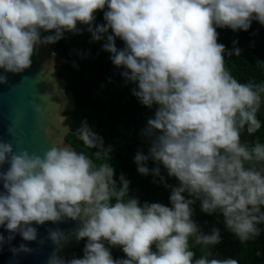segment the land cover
Listing matches in <instances>:
<instances>
[{"label":"clouds","instance_id":"9594fccd","mask_svg":"<svg viewBox=\"0 0 264 264\" xmlns=\"http://www.w3.org/2000/svg\"><path fill=\"white\" fill-rule=\"evenodd\" d=\"M101 11L104 23L97 24ZM253 21L264 26V0H0V84L7 73L30 69L41 45L86 26L92 42L106 41L102 50L135 85L132 95L155 108L141 130L148 153L137 151L133 160L139 174L159 177L170 189L168 205L141 203L110 161L97 165L68 146L43 155L16 152L0 139V228L8 233L0 232V250L16 236L43 245L37 226L73 221L83 255L66 260L54 250L47 264H239L196 258L190 238L209 249L222 242L218 227L205 233L193 219L196 201L203 213L222 215L242 244L262 232L264 143H242L241 134L254 136L262 127L264 83H241L227 70L225 54L240 57L242 49H227L217 31L248 32ZM34 110L43 114L40 105ZM74 134L97 160L114 151L86 119ZM149 160L157 166L150 169ZM161 166L177 185L167 183ZM47 231L56 249L69 240L59 227ZM113 248L124 256L114 258ZM9 250L17 256L33 248Z\"/></svg>","mask_w":264,"mask_h":264},{"label":"trees","instance_id":"16d2710c","mask_svg":"<svg viewBox=\"0 0 264 264\" xmlns=\"http://www.w3.org/2000/svg\"><path fill=\"white\" fill-rule=\"evenodd\" d=\"M107 10V9H105ZM104 13H96V23H104ZM82 34L66 33L65 38L52 45L60 57H66L61 73L67 79L76 99V109L71 114V123L74 133L83 120H87L93 130L104 138L105 146L111 145L112 155L103 160H97L94 150L86 148L73 133L69 143L77 152L88 155L95 164L110 161L115 167L117 179L123 173L131 181V195L139 197L141 203L160 202L169 204L170 189L160 182L159 177L144 176L137 172L134 155L137 151L148 153L149 143L141 136V130L146 126L148 118L154 115L155 108L148 109L142 106L132 95L134 84L126 83L122 77L123 69L117 68L110 60V53L102 50L106 41L92 42L91 34L86 26L79 25ZM219 42L231 50L235 47L242 49L240 57H228L225 54L227 70L241 83H264V26L253 21L248 32H233L230 29H220ZM47 35V33H44ZM238 41V44L234 43ZM118 48L124 47V42L117 39ZM78 67H74L73 64ZM262 127L254 136L241 134V142L249 144L259 140L264 143V104L258 113ZM157 165L149 160L148 167ZM161 174L169 185H177L175 178L167 177L166 170L161 166ZM193 219L205 233H210L214 227L221 230L222 242L212 248L196 245L194 238H190L191 250L195 251L196 258L208 256L219 259L235 258L239 264H264V224L260 225L261 235L242 244L224 226L223 217L219 213L207 215L200 209V202L193 205ZM84 243L72 254L82 256ZM114 258H121L124 253L119 248L112 249ZM211 253V255H209ZM72 258V257H71Z\"/></svg>","mask_w":264,"mask_h":264},{"label":"water","instance_id":"95a60500","mask_svg":"<svg viewBox=\"0 0 264 264\" xmlns=\"http://www.w3.org/2000/svg\"><path fill=\"white\" fill-rule=\"evenodd\" d=\"M32 60L30 69L18 74L7 73V83L0 84V139L11 142L16 152L27 150L43 155L54 145L75 150L68 138L74 133L70 117L76 109V99L61 73L67 59L60 57L52 45H41ZM34 105H40L43 114L37 113ZM61 115L66 119L61 120ZM7 167L5 165L4 169ZM37 227L39 238L45 243L26 242L16 236L11 245L6 244L0 250V264H47L54 250L68 260L84 243L74 238V230L79 227L77 222L47 223ZM56 227L63 229L69 238L59 249L47 239V230ZM0 232L8 235L3 228ZM21 243H28L33 251L14 256L10 247H18Z\"/></svg>","mask_w":264,"mask_h":264}]
</instances>
